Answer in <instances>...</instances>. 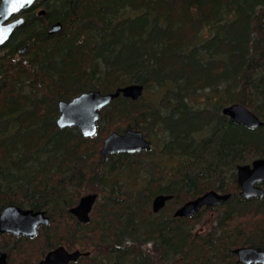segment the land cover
<instances>
[{
  "label": "trees",
  "instance_id": "16d2710c",
  "mask_svg": "<svg viewBox=\"0 0 264 264\" xmlns=\"http://www.w3.org/2000/svg\"><path fill=\"white\" fill-rule=\"evenodd\" d=\"M23 15L0 45V211L45 210L50 224L0 234L9 264L33 244L89 252L69 264H248L234 248L264 249V196L243 197L237 181L238 165L264 157V125L222 111L238 102L264 121V0H38ZM130 83L143 95L103 107L95 135L58 126L59 100ZM126 128L151 148L105 160L104 137ZM210 189L231 195L172 213ZM86 191L98 198L84 223L70 208ZM160 193L173 197L155 213ZM205 210L216 216L201 235ZM24 252L23 264L40 260Z\"/></svg>",
  "mask_w": 264,
  "mask_h": 264
},
{
  "label": "water",
  "instance_id": "95a60500",
  "mask_svg": "<svg viewBox=\"0 0 264 264\" xmlns=\"http://www.w3.org/2000/svg\"><path fill=\"white\" fill-rule=\"evenodd\" d=\"M38 0H0V45L5 44L17 27L25 22L23 11L31 8ZM44 12V10H40ZM61 28V23H55L51 31ZM21 51H24L22 49ZM144 93V85L130 83L117 87L115 91L102 92L98 89L83 91L69 100L58 101L59 115L57 124L60 128L75 126L84 136H93L98 130L99 119L103 107L116 97L123 95L138 99ZM223 113L230 116L236 123L254 129L264 125V121L250 108L242 103H231L223 107ZM151 140L144 131L138 128H126L123 131L113 130L102 142L100 154L107 159L117 152L135 153L151 148ZM237 181L240 194L245 198L264 196V157H259L250 163L237 167ZM231 193L210 189L194 198L188 199L175 212V216L189 217L203 207H214L224 203ZM173 195L159 194L152 201L154 212L160 211L167 200ZM98 198L97 192L81 196L79 202L70 208V212L80 222H88L93 206ZM50 216L45 210H35L21 207L17 204L6 205L0 211V234L9 233L16 236L34 237L40 226H49ZM238 261L243 263H264V249L260 246L244 245L233 249ZM89 252L80 249L69 250L60 244L49 250L43 258L33 264H68L76 261L81 255ZM0 264H9V255L0 251Z\"/></svg>",
  "mask_w": 264,
  "mask_h": 264
},
{
  "label": "rangeland",
  "instance_id": "374dc122",
  "mask_svg": "<svg viewBox=\"0 0 264 264\" xmlns=\"http://www.w3.org/2000/svg\"><path fill=\"white\" fill-rule=\"evenodd\" d=\"M36 10H40L39 7ZM148 94V91H147ZM90 192V191H89ZM88 191L84 192L89 193ZM176 210V209H174ZM171 211V209L169 210ZM172 213H174V211H172ZM215 212L211 211V210H205L201 213V218L199 220V222H197L196 225V229L195 231H197V234H201L203 235L206 231H209V229L211 228L213 221L215 219ZM42 238H40L39 240H41ZM37 240V241H39ZM37 246L35 244L28 246L25 245L24 248L22 249V251L16 250L14 251V254L12 255V262L11 264H23V255L20 252L25 251L24 253L26 254H30L32 255L31 258L34 260L33 262H35L37 259H41L43 258V254H42V248L41 251L39 253V250L36 249ZM37 262V261H36Z\"/></svg>",
  "mask_w": 264,
  "mask_h": 264
},
{
  "label": "bare ground",
  "instance_id": "6f19581e",
  "mask_svg": "<svg viewBox=\"0 0 264 264\" xmlns=\"http://www.w3.org/2000/svg\"><path fill=\"white\" fill-rule=\"evenodd\" d=\"M58 22H60V21H58ZM58 22H57V23H58ZM54 24H55V23H54ZM54 24H52V27H53ZM52 27L49 29V33H54V32H55V31H53V32L51 31ZM160 194L172 195V194H168V193H160ZM157 195H159V194H157ZM157 195H156V196H157ZM156 196H154L153 200L155 199ZM153 200H152V201H153ZM169 200H170V199H169ZM169 200H167V202H168ZM167 202H166V204H167ZM12 204H13V203H12ZM8 205H9V204H8ZM19 206H20V205H19ZM21 207H22V206H21ZM86 255H87V254H86Z\"/></svg>",
  "mask_w": 264,
  "mask_h": 264
},
{
  "label": "flooded vegetation",
  "instance_id": "af4514ba",
  "mask_svg": "<svg viewBox=\"0 0 264 264\" xmlns=\"http://www.w3.org/2000/svg\"><path fill=\"white\" fill-rule=\"evenodd\" d=\"M117 153H121V152H117ZM113 154H115V153H113ZM108 158H109V157H108ZM108 158H107V159H108ZM104 159H105V158H104ZM107 159H105V160H107ZM79 200H80V199H79ZM78 202H79V201H78ZM155 213H157V212H155Z\"/></svg>",
  "mask_w": 264,
  "mask_h": 264
}]
</instances>
